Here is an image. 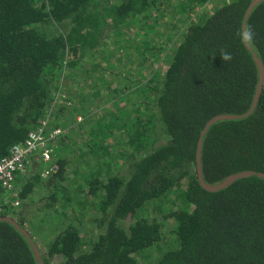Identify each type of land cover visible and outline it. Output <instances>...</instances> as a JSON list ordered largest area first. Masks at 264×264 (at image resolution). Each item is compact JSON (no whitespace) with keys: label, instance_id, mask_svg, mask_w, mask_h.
I'll return each instance as SVG.
<instances>
[{"label":"trees","instance_id":"1","mask_svg":"<svg viewBox=\"0 0 264 264\" xmlns=\"http://www.w3.org/2000/svg\"><path fill=\"white\" fill-rule=\"evenodd\" d=\"M208 1L0 0V159L26 139L30 122L37 126L45 116L51 107L50 95L57 90L58 73L74 71L85 52L97 49L101 36H109L115 45L139 18L153 34L175 43L169 51L164 48L169 41L159 45L148 34L143 41L146 53L151 55L153 50L160 56L157 61L168 60L164 77L155 87L150 78L142 89L134 84L121 93L114 85L128 67L118 62L111 71L102 64L104 67L82 74L84 97L76 96L81 103L99 96L98 90L93 94L87 90L105 83L128 99L136 112L139 103L148 106L145 90L155 92V108L167 140L140 153L146 148L147 141L141 140L151 124L135 122L128 133L134 152L128 157L114 155L102 141L91 140L80 149L84 155L75 168L79 175V168L89 165L88 173L80 172V177L91 201L105 215L102 223L106 229L84 251L76 227L53 226L55 237L47 244L48 258L41 254L45 264H52L56 255L61 256L57 264H264V180L250 177L209 193L196 177V145L204 126L219 115L246 114L259 82L257 65L239 34L252 0H233L231 4L214 0L213 12H199L193 18ZM169 21L178 27L171 36L162 31ZM246 26L255 33L252 51L264 64V2L252 10ZM121 45V53L126 55L129 47L125 41ZM221 49L232 54L231 61H222ZM139 54L144 57L142 66L148 68L145 53ZM119 119L116 115V121L108 124L100 118L95 128L112 135L122 128L117 126ZM111 158L112 163H107ZM124 161L129 163L126 171L111 175V168ZM66 166L65 159L58 163L54 179L65 180ZM202 168L204 180L212 185L242 171L264 173V90L251 115L211 126L204 137ZM91 170H97L95 176ZM102 174L106 181L101 180ZM48 180L41 174L31 175L21 198L43 185L54 193L61 190L62 183ZM164 208L169 209L166 218L175 223L169 235L160 232L159 224L142 217ZM13 212L16 210L8 209L2 216L13 218ZM129 217L133 222L125 225ZM15 221L24 228L21 221ZM38 234L43 238L49 233ZM0 264H38L28 240L2 221Z\"/></svg>","mask_w":264,"mask_h":264},{"label":"rangeland","instance_id":"2","mask_svg":"<svg viewBox=\"0 0 264 264\" xmlns=\"http://www.w3.org/2000/svg\"><path fill=\"white\" fill-rule=\"evenodd\" d=\"M218 1V3H222L220 0ZM214 4H216L214 0H209L205 5L198 7L193 18H195L199 12H203V14L213 12ZM176 27L177 24L175 22L169 21L163 24L162 31L164 30L163 32L166 33V35L171 36L176 31V29L173 31ZM147 34L154 36L159 45H162L164 41H169V45H165L166 43L164 44L166 50L171 51L174 48V40H167L164 36L153 34V32L147 28V24H140V19L137 18L134 21V26L127 31L123 38L118 40V43L111 45L112 41L110 42V37L103 35L99 38L97 49L85 52L74 71L62 70L61 73H58V78L55 83L56 86H54L57 90L53 91L50 95V99L52 100L50 103L51 107L48 109L45 116L38 122L39 125L43 119L47 118L49 120V125L47 126L48 130H57L59 132L55 139H52L49 143L52 154L51 165L44 167L39 161L34 165V168L28 175L20 179L19 189L21 188L20 185H26L27 180L34 174H41L45 180L49 179L48 181L52 184L53 180H57L54 179L56 178L54 174L58 172L57 170L59 169L57 168L56 170L54 167L55 165L58 167V163L63 159L67 161L66 178L64 181L60 179L56 181V183H62V188L57 193L51 192L52 189L46 185H43L42 188H35L27 197L22 198L23 204L20 208L16 209L15 213L13 212V219L19 222L21 221L25 230L30 235L33 233L41 254L46 258H48L47 244L55 237L52 233L53 226L66 227L70 224L76 227L78 233L82 235L84 251H89L93 244L99 239V234L104 233L106 229L105 222L102 223V219L105 215L100 211L98 205L95 203L93 204L91 201V196L87 193L88 189L83 187V177H80V172L83 174L88 173L89 165H82L79 168V175L75 168L76 163L80 162V155H84V153H81L82 150L80 149L85 144L88 145L91 140L97 142L102 141L104 142V146L110 145V150L114 155H126L128 157L130 153L134 152L129 145L128 133L132 131V125L135 122L140 126L143 123L145 125L147 123L151 124L147 127V131L141 140L147 141L145 145L146 148L143 147L140 153L144 150H146L144 153L151 151V149L167 140V136L163 134L161 130L158 112L155 108V99L157 97L155 92L149 93L147 89L145 90V95L148 96L144 101L146 102L145 105L148 106L139 103L135 106V109L139 110L136 112L129 106L127 102L128 99H124L123 96H120V92L122 93V91L128 89L127 87L130 85L135 84V87H140L139 89H142L141 87H145L150 78H152L154 81L151 87H155L157 83L161 82L162 77H164L162 74L167 70L168 60L165 62L163 60L157 61V58L160 56L156 55L153 50L151 55L150 52H148L149 54L146 53L143 41L146 40ZM176 40H178V38H176ZM124 41L129 47L126 55L121 53V49L123 48L121 42L124 43ZM139 53H145L147 61L144 62V65L148 68L142 66L144 57ZM116 62L120 63L122 66L128 67L122 69L121 77H117V81L114 85V88L120 87V92L116 93L113 87L108 88L105 86V83H101L97 89L90 88L87 90V93L90 94L98 90L99 96L87 97L85 98L87 100L81 103V101L78 100L79 97L77 98L76 96L79 94L82 95L81 97H84L85 90L81 89L84 82L82 74L86 71L89 72L104 67L102 64L106 66V71L107 69L111 71L114 65H116ZM153 62H155L154 65L152 64ZM154 71L156 73L153 74V77L152 73ZM108 75L109 74H107V76ZM110 79H112V77H110ZM141 94H143V92H141ZM118 96L122 100H119ZM120 108H123V110H120ZM75 111L81 112L78 113ZM116 115L120 118L118 123L116 122L117 126H121L122 128L120 130L118 128L112 135L106 129H103L101 132L105 131V133L101 134V132L95 128L96 122L100 118H105L106 123L109 124L114 120L116 121ZM125 122H129V126H125L128 124ZM29 125H31L28 126L29 131L36 126L31 122ZM82 125H84V127H82ZM92 130H94V133ZM136 155V158L140 157L139 154ZM127 157H125L126 161ZM129 158L130 160L132 159V157ZM126 161H124V163H117L119 167L111 168V175L125 172L129 165ZM107 163H112V158ZM96 171L91 170V175L95 176ZM106 179L107 177L105 178L102 174L101 180L106 181ZM83 191H87L86 194ZM53 193L55 197H50ZM82 208L85 209V211L81 212ZM71 209L78 211V215L72 214L70 212ZM168 214L169 209L164 208L161 212H148L143 214L142 217L152 223L155 222L159 224L160 232L169 235L171 231H174L175 223L173 219L166 218ZM132 222L133 220L129 217L125 220V225H130ZM34 233L49 234L41 238L40 234L36 235ZM52 260V264H57L61 261V256L56 255Z\"/></svg>","mask_w":264,"mask_h":264},{"label":"built area","instance_id":"3","mask_svg":"<svg viewBox=\"0 0 264 264\" xmlns=\"http://www.w3.org/2000/svg\"><path fill=\"white\" fill-rule=\"evenodd\" d=\"M221 1L226 4L233 2ZM48 125L49 120L43 119L37 128L29 131L23 142L13 145L8 155L0 159V217H3L8 209L16 210L23 204L17 181L28 175L39 161L44 167L51 165L49 143L59 132L48 130ZM57 168L55 165L54 169Z\"/></svg>","mask_w":264,"mask_h":264},{"label":"water","instance_id":"4","mask_svg":"<svg viewBox=\"0 0 264 264\" xmlns=\"http://www.w3.org/2000/svg\"><path fill=\"white\" fill-rule=\"evenodd\" d=\"M264 0H252L245 16H244V20H243V24H242V28L244 29V27L246 26L247 20L249 15L251 14L252 10L259 5L260 3H263ZM247 49L252 53L253 56V60L257 65L258 68V73H259V82L257 85V89H256V93L251 105L250 110L244 114V115H240V116H236V115H219L216 116L214 118H212L210 121H208L206 123V125L204 126L203 130L200 133V137L198 139L197 145H196V153H195V169H196V177H197V181L200 185V187L209 192V193H216L219 192L221 190H225L228 187H230L233 183H235L238 180H242V179H247L250 177H257L260 179L264 180V173H257L255 171H242L233 175H230L228 177H226L221 183L216 184V185H212V184H208L206 183V181L204 180V175H203V168H202V151H203V143H204V137L206 136L207 132L209 131V129L211 128L212 125L216 124L217 122H221V121H227V120H237V119H243L248 117L249 115H251L254 110L256 109L259 100H260V96L264 90V64L263 62L258 58V56L256 55V53H254L252 51V48L250 46V44H245ZM0 221L2 222H6L11 224L19 233H21L29 242V245L32 249V252L34 254L35 260L37 261L38 264H45L40 250L38 248V246L36 245V243L34 242V240L31 238V235L24 229L22 228L13 218L11 217H0Z\"/></svg>","mask_w":264,"mask_h":264},{"label":"clouds","instance_id":"5","mask_svg":"<svg viewBox=\"0 0 264 264\" xmlns=\"http://www.w3.org/2000/svg\"><path fill=\"white\" fill-rule=\"evenodd\" d=\"M239 34L241 35L242 42L245 44H251L254 40L255 33L250 26H245L244 29L242 30V32ZM220 57H221L222 61L227 62V61H231L232 54L230 52H228L226 49H221ZM39 125H40V123H39ZM39 125H37L35 128H37ZM35 128H33V129H35ZM57 171H59V169Z\"/></svg>","mask_w":264,"mask_h":264},{"label":"crops","instance_id":"6","mask_svg":"<svg viewBox=\"0 0 264 264\" xmlns=\"http://www.w3.org/2000/svg\"><path fill=\"white\" fill-rule=\"evenodd\" d=\"M19 181H20V179L17 181V183H18V188H19ZM26 183H28V180H27V182H26ZM20 186H21V188H23V187L25 186V184H24V185H22V184H21ZM21 188L19 189V190H20V192L22 191V189H21Z\"/></svg>","mask_w":264,"mask_h":264}]
</instances>
